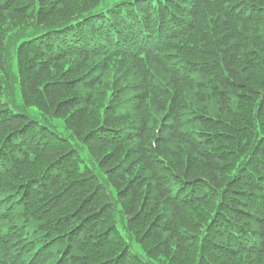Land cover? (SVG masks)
<instances>
[{"label":"trees","instance_id":"16d2710c","mask_svg":"<svg viewBox=\"0 0 264 264\" xmlns=\"http://www.w3.org/2000/svg\"><path fill=\"white\" fill-rule=\"evenodd\" d=\"M102 2L0 0V264H264V0Z\"/></svg>","mask_w":264,"mask_h":264},{"label":"rangeland","instance_id":"374dc122","mask_svg":"<svg viewBox=\"0 0 264 264\" xmlns=\"http://www.w3.org/2000/svg\"><path fill=\"white\" fill-rule=\"evenodd\" d=\"M78 5V4H76ZM3 23L4 24H7L8 23V20H7V16L5 15L4 16V20H3ZM9 105L10 106H15V112H18V111H21V112H24L25 114L29 115L31 118H34L36 119L39 123L41 124H45L47 125L49 128L51 129H54L60 136L62 137H65V138H68L73 144L74 146L76 147V149L78 150V154L79 156L81 157V159L85 162V165L88 166L90 169L93 170V172H95V174L98 176L99 180L102 181L101 179V175H100V171L97 170L96 168H93V166L91 165V163L86 159V154L84 151H82L78 145L76 144V142L73 140L72 137H70V134H69V131L65 130L64 126H63V122L61 119H58V118H45L37 109L35 106H29V107H24L23 104H22V101H21V98L19 96V94H16V96L14 97V100L13 101H9ZM99 104L96 105V110L98 108ZM174 153H179V150L177 151H174L173 154L171 155V160L173 161V156H174ZM183 158H185L188 154L187 152L183 153ZM195 160L194 163H196V165H198L199 161L196 160L195 158H193ZM145 189H148L149 190V193L148 195L150 197L153 198V189H152V186L149 185L148 187H144V190ZM194 212H198L197 211H194ZM117 218V228L118 230L124 234V231H123V228H122V225H121V221L119 219V215L117 214L116 216ZM164 240V239H163ZM169 241L168 245H173V246H178L176 245V243L174 241H171L170 239H165V241ZM131 245H135L134 243H132ZM190 246V245H189ZM132 251L134 252H138V250L135 248V247H132L130 246ZM180 248V247H179ZM170 253L172 254L174 251H176L173 247H168ZM160 257H158V259H161L163 262H165L163 259H164V256L162 255V253L166 252V249H160ZM185 256L186 257H189L191 256V252H190V249H186L185 251V255H184V259H185Z\"/></svg>","mask_w":264,"mask_h":264}]
</instances>
